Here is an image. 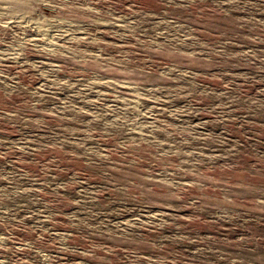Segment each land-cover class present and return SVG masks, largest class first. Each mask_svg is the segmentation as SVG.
Segmentation results:
<instances>
[{"label": "rangeland", "instance_id": "374dc122", "mask_svg": "<svg viewBox=\"0 0 264 264\" xmlns=\"http://www.w3.org/2000/svg\"><path fill=\"white\" fill-rule=\"evenodd\" d=\"M0 264H264V0H0Z\"/></svg>", "mask_w": 264, "mask_h": 264}]
</instances>
